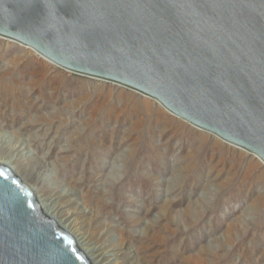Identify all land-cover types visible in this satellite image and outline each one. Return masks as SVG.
I'll return each mask as SVG.
<instances>
[{
  "label": "rangeland",
  "instance_id": "374dc122",
  "mask_svg": "<svg viewBox=\"0 0 264 264\" xmlns=\"http://www.w3.org/2000/svg\"><path fill=\"white\" fill-rule=\"evenodd\" d=\"M96 126L101 133L91 138ZM84 135L88 143L82 148ZM90 140L107 148L96 152ZM22 141L45 165L58 167L56 191L72 192L65 196L68 208L77 200L89 206L84 223L93 241L132 250L123 255L124 264H264L259 158L193 127L149 97L66 71L0 37V155H13L11 146ZM115 165L118 182L108 178ZM29 183L50 193L35 179ZM167 204L172 207L162 215ZM174 217L181 219L180 231ZM104 229L106 235H100Z\"/></svg>",
  "mask_w": 264,
  "mask_h": 264
},
{
  "label": "water",
  "instance_id": "95a60500",
  "mask_svg": "<svg viewBox=\"0 0 264 264\" xmlns=\"http://www.w3.org/2000/svg\"><path fill=\"white\" fill-rule=\"evenodd\" d=\"M0 37L264 163V0H0ZM0 264H92L1 163Z\"/></svg>",
  "mask_w": 264,
  "mask_h": 264
},
{
  "label": "bare ground",
  "instance_id": "6f19581e",
  "mask_svg": "<svg viewBox=\"0 0 264 264\" xmlns=\"http://www.w3.org/2000/svg\"><path fill=\"white\" fill-rule=\"evenodd\" d=\"M28 48V47H27ZM31 49V48H29ZM33 50V49H31ZM34 51V50H33ZM36 52V51H34ZM37 53V52H36ZM38 54V53H37ZM39 55V54H38ZM40 56V55H39ZM42 57V56H41ZM43 58V57H42ZM45 59V58H44ZM46 60V59H45ZM48 61V60H47ZM49 62V61H48ZM51 63V62H50ZM120 86V85H119ZM97 127V126H96ZM90 132V131H89ZM109 132V131H108ZM99 133V129L97 128H91V132L89 134V136H93V134L98 135ZM105 133V132H104ZM103 133V134H104ZM110 135V133L108 134ZM82 136V135H81ZM85 136V135H84ZM112 136V135H111ZM103 137V136H102ZM92 138V137H91ZM111 138V137H110ZM85 139H88V137H81V146L82 148L85 146H87V141ZM103 140V138L101 139ZM91 141V140H90ZM105 141V140H104ZM109 141V140H108ZM79 142V141H78ZM93 147L95 148L96 152H99L100 150H103L104 148H107L106 145L103 142H93L91 141ZM111 142V141H110ZM19 142L15 143L14 145L11 146V150L14 152L13 155H10L8 157H2L0 155V163L7 165L8 167H10L12 169V171H14V173L16 175H18L19 177L22 178V180L24 182H26L27 184H29L32 189L34 190L38 201L41 203L42 208H43V212L49 216L52 219H55L59 226L61 228H63L64 230H66L69 234H71L77 241L79 249L81 251H83L88 258L91 260L92 264H124L123 262V255H128L129 251L131 250L130 248H127L125 246H121L118 244L109 246V244H106V242H95L92 240V238L90 237L89 233L86 231L85 229V223H84V217L86 218L87 214H90L91 209H89L88 207L83 206L82 202L81 204L78 203L77 200V206L73 207L71 206V208H68L69 206L66 203L65 200V196L70 195L72 192L69 189H65L64 191H56V188L59 186L58 183V177H59V171L57 170L58 167L55 168H50L49 166L45 165L42 160L36 158V155L34 153H32L29 149V144H27L26 142H21L20 144H18ZM23 143V144H22ZM107 144V143H106ZM111 144V143H110ZM92 147V148H93ZM114 147V146H113ZM93 148V149H94ZM112 149V148H111ZM147 149V148H146ZM79 150V149H78ZM80 151V150H79ZM82 151V150H81ZM91 152V151H90ZM93 153V152H92ZM147 154V151L146 153ZM4 155V154H3ZM108 155V154H107ZM115 155V154H114ZM148 155V154H147ZM113 156V155H112ZM144 156V155H143ZM255 156V155H254ZM111 157V156H110ZM115 157V156H114ZM121 157V156H120ZM113 158V157H112ZM258 158V157H257ZM93 159V158H92ZM96 159V158H95ZM94 159V160H95ZM101 159V158H100ZM122 159V158H121ZM93 160V161H94ZM97 160V159H96ZM102 160V159H101ZM109 160V159H108ZM124 160V159H123ZM44 161V160H43ZM117 161V160H116ZM115 161V163H116ZM119 161V160H118ZM117 161V162H118ZM17 162V163H16ZM91 162V161H90ZM103 162V161H101ZM100 162V163H101ZM122 162V161H121ZM125 162V161H124ZM128 162V161H127ZM47 163V161H46ZM126 163V162H125ZM97 164V162H96ZM111 164V163H110ZM157 165V164H156ZM109 166V165H108ZM54 167V166H53ZM118 166H112L110 168V175L108 176L109 179L113 180L114 182H118L121 180V178L119 177V170L117 168ZM138 167V166H137ZM136 167V168H137ZM109 168V167H107ZM123 168V167H122ZM100 169V168H99ZM140 169V168H139ZM156 169V168H155ZM127 171V170H126ZM125 171V172H126ZM124 173V172H123ZM109 174V172H108ZM126 174V173H125ZM129 174V173H128ZM123 175V174H122ZM132 175V174H131ZM141 175V174H139ZM142 176V175H141ZM130 178V176H128ZM35 179L38 183H40V185L42 187H44L45 189H47L50 193L48 195H46L45 193H42L37 186L32 185L31 183H29V179ZM107 178V179H108ZM151 178V177H150ZM162 178V177H161ZM106 179V180H107ZM135 179V177H134ZM149 179V178H148ZM157 179V178H156ZM155 179V180H156ZM160 179V178H159ZM128 180V179H127ZM133 180V179H132ZM152 180V179H151ZM161 180V179H160ZM164 181V180H163ZM150 182V181H149ZM133 183V182H132ZM143 183V182H142ZM155 183V182H154ZM162 183V182H161ZM144 184V183H143ZM104 185V184H103ZM107 185V184H105ZM104 185V186H105ZM109 185V184H108ZM121 185V184H120ZM114 186V184H113ZM128 186V185H127ZM156 186V185H155ZM62 187V186H61ZM110 187V186H109ZM153 187V186H152ZM100 188V187H99ZM113 188V187H112ZM108 189V188H107ZM141 189V188H140ZM155 189V188H154ZM157 189V188H156ZM100 190V189H98ZM105 190V189H103ZM114 190V189H113ZM112 190V191H113ZM142 190V189H141ZM171 190V188H170ZM102 191V190H100ZM149 191V190H148ZM169 191V190H168ZM159 192V191H158ZM171 192V191H170ZM114 193V192H113ZM160 193V192H159ZM111 194V193H110ZM142 194V193H141ZM158 194V193H157ZM163 194V193H162ZM107 195V194H106ZM112 195V194H111ZM137 195V194H136ZM145 195V194H144ZM176 195V193H175ZM174 195V196H175ZM75 196V195H74ZM109 196V195H108ZM113 196V195H112ZM139 196V195H138ZM166 196V195H165ZM164 197V196H163ZM179 197V196H177ZM114 198V197H113ZM112 198V199H113ZM171 198V197H170ZM174 198V197H173ZM68 199V198H67ZM106 199V198H104ZM130 199V197H129ZM132 199V198H131ZM145 199V198H144ZM64 201V202H61ZM114 200V199H113ZM112 200V201H113ZM147 200V199H146ZM151 200V199H150ZM163 200V199H162ZM167 200V199H166ZM75 201V200H74ZM103 201V200H102ZM110 201V202H112ZM69 202V201H68ZM73 202V201H72ZM145 202V201H144ZM168 202V201H167ZM74 203V202H73ZM72 203V204H73ZM173 203V202H172ZM171 203V205H173ZM100 204V203H99ZM113 204V203H112ZM146 204V203H145ZM151 205V204H150ZM170 204L166 205V210L164 211V213L162 215H165V213H167L170 209ZM87 206V205H86ZM101 206V205H100ZM147 206H149V204H147ZM141 207V206H140ZM144 208V206H142ZM152 207V206H151ZM172 207V206H171ZM91 208V207H90ZM94 209V208H93ZM100 209V208H99ZM98 209V210H99ZM119 209V208H118ZM146 209V208H145ZM208 209V208H207ZM104 210V209H103ZM120 210V209H119ZM149 210V209H148ZM153 210V208H152ZM105 211V210H104ZM151 211V209H150ZM189 211V210H188ZM195 211V210H194ZM143 212V210H142ZM146 212V211H144ZM148 212V211H147ZM102 213V212H101ZM201 213V212H200ZM126 214V213H125ZM187 214V213H186ZM191 214V213H190ZM194 214V213H192ZM100 215V212L98 211V213H96L95 215L93 214L94 218H98L97 216ZM129 215V214H128ZM160 216V215H159ZM185 216V215H184ZM194 216V215H193ZM101 217V216H100ZM121 217V215H120ZM189 216H187L188 218ZM91 218V217H90ZM92 217V219H94ZM160 218V217H159ZM193 218V217H192ZM87 219V218H86ZM119 219V218H118ZM123 219V218H121ZM154 219V218H153ZM152 219V220H153ZM166 219V217H165ZM170 219V218H169ZM200 219V218H199ZM99 220V219H98ZM139 220V219H138ZM137 220V221H138ZM141 220V219H140ZM151 220V219H150ZM164 220V218L162 219ZM173 223H175L176 226V231H180V223H181V219L180 217H174L173 219H171ZM189 220V219H188ZM86 221V220H85ZM111 221V220H110ZM114 221V220H113ZM118 221V220H117ZM136 221V222H137ZM157 222V220H155ZM185 221V220H184ZM109 222V221H108ZM160 222V221H159ZM158 222V223H159ZM166 222V221H165ZM197 222V220H196ZM194 221V223H196ZM93 223V222H91ZM97 223V222H96ZM102 223V222H101ZM120 223V222H119ZM141 223V222H140ZM139 223V224H140ZM98 224V223H97ZM110 224V222L108 223ZM146 224V223H145ZM148 224V223H147ZM146 224V225H147ZM151 224V222H150ZM182 224V223H181ZM187 224V223H186ZM185 224V226H186ZM193 224V222H192ZM102 225V224H101ZM145 225V226H146ZM158 225V224H157ZM166 225V224H165ZM169 225V224H168ZM195 225V224H194ZM87 226V225H86ZM98 226V225H97ZM119 226V225H118ZM144 226V225H143ZM189 226V225H188ZM110 227V226H108ZM107 227V228H108ZM151 227V226H150ZM160 227V226H159ZM173 227V226H172ZM193 227V226H192ZM198 227V226H197ZM106 228V229H107ZM145 228V227H144ZM149 228V227H148ZM188 228V227H187ZM190 228V227H189ZM106 229L102 230V232H100V235H106L105 232ZM146 229V228H145ZM171 229V228H170ZM174 229V228H173ZM203 229V228H202ZM101 230V229H100ZM148 230V229H147ZM147 230H145L147 232ZM188 230V229H187ZM193 230V229H191ZM109 231V230H108ZM161 231V230H160ZM190 231V230H189ZM112 232V231H111ZM140 232V231H139ZM150 232V231H149ZM159 232V230H158ZM109 233V232H108ZM107 233V234H108ZM176 233V236L178 235ZM203 233V232H202ZM143 234V233H142ZM165 234V232H164ZM194 234V233H193ZM212 234V233H211ZM210 234V235H211ZM148 235V234H147ZM163 235V234H162ZM167 235V234H166ZM184 235V234H183ZM108 236V235H107ZM161 236V235H160ZM165 236V235H164ZM162 236V237H164ZM171 236V235H170ZM182 236V235H181ZM198 236V235H197ZM109 237V236H108ZM113 237V236H112ZM149 237V236H148ZM180 237V236H179ZM183 237V236H182ZM181 237V238H182ZM110 238V237H109ZM138 238V237H137ZM195 239V237H193ZM203 238V237H202ZM208 238V237H207ZM105 239V238H104ZM110 240V239H109ZM113 240V239H112ZM144 240V237H143ZM182 240V239H181ZM191 240V239H190ZM189 240V241H190ZM200 240V238H199ZM103 241V240H102ZM159 241V240H158ZM193 241V239H192ZM108 242V241H107ZM181 242V241H180ZM112 243V241H111ZM110 243V244H111ZM117 243V242H114ZM159 243V242H158ZM168 243V241H167ZM190 243V242H189ZM194 243V242H193ZM196 243V242H195ZM153 244V243H152ZM160 244V243H159ZM172 244V242H171ZM176 245V243H175ZM198 245V244H197ZM200 245V244H199ZM156 246V245H155ZM165 246V245H164ZM170 246V245H169ZM195 246V245H194ZM203 246V245H202ZM160 247V246H158ZM172 247V246H171ZM179 247V246H178ZM201 247V246H200ZM206 247V246H205ZM165 248V247H164ZM167 248V246H166ZM186 248V247H184ZM242 248V247H241ZM130 249V250H129ZM168 249H171L170 247ZM167 249V250H168ZM174 249V248H173ZM179 249V248H178ZM198 249V248H197ZM201 249V248H200ZM238 249V248H237ZM177 250V249H176ZM175 250V252H176ZM189 250V249H188ZM206 250V249H205ZM132 251V250H131ZM130 251V253H131ZM159 251V250H158ZM172 251V250H171ZM180 251V250H179ZM185 251V250H183ZM192 251V250H191ZM198 251V250H197ZM200 251V250H199ZM238 251V250H237ZM178 252V251H177ZM187 252V251H186ZM201 252V251H200ZM227 252V251H226ZM162 253V252H161ZM167 253V252H166ZM173 253V252H172ZM189 253V252H188ZM207 253V251H206ZM242 253V252H241ZM240 253V254H241ZM213 254V253H211ZM228 254V253H227ZM134 255V253H133ZM162 255V254H160ZM172 255V254H171ZM182 255V254H180ZM166 256V254H165ZM179 256V255H177ZM186 256V255H185ZM203 256V254H202ZM242 256V255H241ZM240 256V257H241ZM129 257V256H128ZM127 257V258H128ZM132 257V256H130ZM196 257V256H195ZM210 257V255H209ZM225 257V255H224ZM223 257V258H224ZM239 257V258H240ZM184 258V257H183ZM188 258V257H185ZM194 258V257H193ZM199 258V257H198ZM230 258V257H229ZM243 258V257H242ZM139 259V258H138ZM205 259V258H204ZM245 259V258H244ZM125 260V259H124ZM134 260V259H131ZM169 260V259H167ZM202 260V259H201ZM218 260V259H217ZM223 260V259H222ZM233 260V259H232ZM140 261V260H139ZM172 261V260H171ZM188 261V260H187ZM214 261V260H213ZM176 262V261H175ZM205 262V261H204ZM222 262V261H221ZM229 262V261H228ZM220 263V262H219ZM230 263V262H229ZM241 263V262H240ZM133 264H137L135 263V261L133 262ZM167 264V263H166ZM207 264V263H206ZM212 264V263H211ZM228 264V263H227ZM236 264V263H235Z\"/></svg>",
  "mask_w": 264,
  "mask_h": 264
}]
</instances>
